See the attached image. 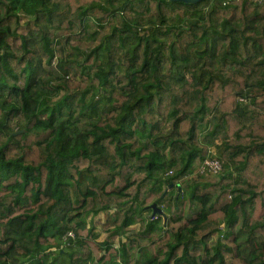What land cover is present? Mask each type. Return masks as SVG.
<instances>
[{
  "label": "trees",
  "instance_id": "obj_1",
  "mask_svg": "<svg viewBox=\"0 0 264 264\" xmlns=\"http://www.w3.org/2000/svg\"><path fill=\"white\" fill-rule=\"evenodd\" d=\"M0 264H264V0H0Z\"/></svg>",
  "mask_w": 264,
  "mask_h": 264
},
{
  "label": "built area",
  "instance_id": "obj_2",
  "mask_svg": "<svg viewBox=\"0 0 264 264\" xmlns=\"http://www.w3.org/2000/svg\"><path fill=\"white\" fill-rule=\"evenodd\" d=\"M220 162L216 157L206 158L200 166V171H206L209 174H215L220 170Z\"/></svg>",
  "mask_w": 264,
  "mask_h": 264
},
{
  "label": "rangeland",
  "instance_id": "obj_3",
  "mask_svg": "<svg viewBox=\"0 0 264 264\" xmlns=\"http://www.w3.org/2000/svg\"><path fill=\"white\" fill-rule=\"evenodd\" d=\"M210 175H211V174H210ZM100 217H101V215H100ZM139 226H140V224L137 223V224L131 226V229H138ZM96 231L99 233L98 240H100V241L103 240L104 237H105V232L101 231V228H100V227H97V228H96Z\"/></svg>",
  "mask_w": 264,
  "mask_h": 264
},
{
  "label": "water",
  "instance_id": "obj_4",
  "mask_svg": "<svg viewBox=\"0 0 264 264\" xmlns=\"http://www.w3.org/2000/svg\"><path fill=\"white\" fill-rule=\"evenodd\" d=\"M168 1H181V2H184V3H195V2H198L200 0H168ZM156 212L161 213V210L158 209L157 207H155V205L153 204V215Z\"/></svg>",
  "mask_w": 264,
  "mask_h": 264
}]
</instances>
